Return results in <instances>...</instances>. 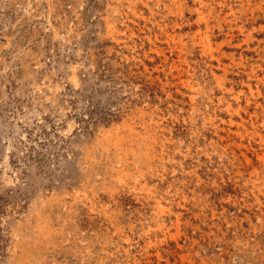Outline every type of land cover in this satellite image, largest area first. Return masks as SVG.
<instances>
[{
	"label": "rangeland",
	"instance_id": "rangeland-1",
	"mask_svg": "<svg viewBox=\"0 0 264 264\" xmlns=\"http://www.w3.org/2000/svg\"><path fill=\"white\" fill-rule=\"evenodd\" d=\"M0 264H264V0H0Z\"/></svg>",
	"mask_w": 264,
	"mask_h": 264
}]
</instances>
